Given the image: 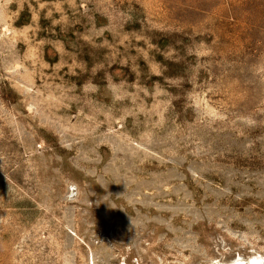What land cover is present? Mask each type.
I'll return each mask as SVG.
<instances>
[{
  "label": "rangeland",
  "instance_id": "1",
  "mask_svg": "<svg viewBox=\"0 0 264 264\" xmlns=\"http://www.w3.org/2000/svg\"><path fill=\"white\" fill-rule=\"evenodd\" d=\"M264 258V0H0V264Z\"/></svg>",
  "mask_w": 264,
  "mask_h": 264
},
{
  "label": "bare ground",
  "instance_id": "2",
  "mask_svg": "<svg viewBox=\"0 0 264 264\" xmlns=\"http://www.w3.org/2000/svg\"><path fill=\"white\" fill-rule=\"evenodd\" d=\"M224 264H264V258L258 256L243 258L241 256H238L231 262Z\"/></svg>",
  "mask_w": 264,
  "mask_h": 264
}]
</instances>
